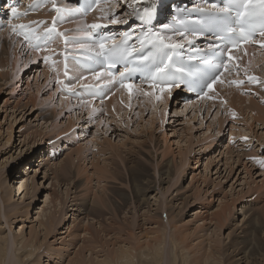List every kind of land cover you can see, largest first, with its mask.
<instances>
[{"label": "rangeland", "instance_id": "1", "mask_svg": "<svg viewBox=\"0 0 264 264\" xmlns=\"http://www.w3.org/2000/svg\"><path fill=\"white\" fill-rule=\"evenodd\" d=\"M112 1L96 2L107 6L101 18L104 14L116 17L108 13L114 9ZM33 2L18 17L10 13L20 1L0 8L5 20L0 23V50L5 49L0 56V75H7L0 76V193L8 191L10 198L5 217L0 210V236L13 235L19 241L22 237L26 251L31 242L39 246L30 264L90 263L96 257H113V252L123 247H128L137 264L139 257V264H150L146 253L156 239L167 247L163 248L166 261L162 264H214L213 259L220 264H264V189L260 188L264 186V166L251 159L261 158L264 150V51L246 64L239 62V71L235 67L228 72L219 89L211 91L212 99L203 101L201 94H190L180 87L166 106L155 93L157 106L150 108L139 104L143 95L139 92L129 105L131 109L122 103L123 111L111 114L105 105L109 95L101 99L86 93L84 98L66 92L60 99L64 89L56 81L67 79L60 55L65 61L71 45L64 42L63 46V38L53 35L39 49L35 48L36 39L30 46L23 32L35 37L41 30L42 37L47 17L29 18L28 14L48 7L52 19L57 18V32L64 33V39L74 46L89 42L90 37L76 24L65 27L70 21L52 10L51 0H37L32 7ZM3 4L7 5L1 1L0 7ZM56 4L67 15L77 9L65 8L60 0ZM92 11L83 12L80 20ZM22 17L27 20L19 22L17 28L27 27L23 32L14 31L12 26ZM50 50L56 56L49 55ZM45 56L50 59L45 61ZM249 76L256 80L250 81ZM72 80L76 85L77 79ZM233 80L243 83L232 84ZM152 130L155 148L149 146ZM41 156L47 167L38 163ZM131 166L141 171L134 181L129 174ZM26 178V183L33 180L35 186L25 193L18 186ZM42 207L56 211L50 228L40 225L45 220L38 217ZM222 210L225 219L218 223L215 213ZM253 211L257 230L245 222ZM98 226L104 231L95 235ZM243 250L248 255L241 262L238 257L245 254Z\"/></svg>", "mask_w": 264, "mask_h": 264}, {"label": "snow or ice", "instance_id": "2", "mask_svg": "<svg viewBox=\"0 0 264 264\" xmlns=\"http://www.w3.org/2000/svg\"><path fill=\"white\" fill-rule=\"evenodd\" d=\"M136 4H140L141 0H132ZM53 10L57 13L62 11L57 7L56 0H51ZM31 7V6H30ZM123 7V5H122ZM170 7L168 0H151V3L144 7L133 8L136 13V18L141 22L150 21L159 14L163 9ZM217 16L209 22H200L201 28L199 30L192 29L190 36L186 35L183 31L176 32L181 39L187 41V46L195 48L197 37L205 36L211 33L214 39L208 43L207 50L198 49L197 51L202 54L199 56L193 55L188 57V62H185L182 56H177L173 59L174 52L178 48L185 47L184 44L179 42L173 43L172 36H165L160 32H143L140 36L135 37V41L128 44L132 39L131 33H126L124 39L119 45L115 44L113 37H101L98 41L99 52L96 57L89 56L88 59L93 60L94 63L99 64V70H93L91 75L94 80H101L102 76L106 74L110 77L107 84H80V90L87 92L93 96H99L101 99L106 95L105 88L111 91L114 88H123L128 90L131 95L133 91V83L130 81L133 73H140L143 80L149 83V87L158 89L163 92L165 88L171 91L172 88H180L181 86L187 87L189 91L198 92L203 98L212 99L213 97L208 94L213 90V86L217 83H224L222 79L225 72H231L232 67H237L236 61L238 57L234 52L242 46V44L250 43L252 37L257 32L261 37H264V0H224L223 6L217 8L213 5ZM79 11V9H76ZM195 12H200V8L194 9ZM13 17H18L19 13L15 7L12 8ZM27 15V12L24 13ZM118 15V14H114ZM111 24L119 23L115 18H109ZM27 26L13 25L14 31L23 32ZM91 29H103L107 25L93 23L88 26ZM169 25H163L165 31L169 29ZM45 39H51L53 35L63 37L64 33H58L55 23L52 27H46ZM24 39L31 46L32 35L29 32H23ZM37 40L41 37H35ZM113 41L111 48L107 47L108 41ZM65 42L68 43L65 37ZM260 46L264 47V41L260 42ZM83 47V45H81ZM36 49L40 45H35ZM50 57L45 56L44 60L47 61ZM68 56L65 54L64 76L68 77ZM196 63L193 64L192 62ZM77 64L82 62L77 60ZM123 64V71H119L117 65ZM115 69V71H114ZM118 72V75H117ZM80 77L79 79H84ZM250 81H255L256 77L249 76ZM57 84H61L63 89L71 95H76V85L69 79L68 83L63 80H57ZM232 84H242L243 81L231 82ZM150 93H145L149 95ZM159 99V97H157ZM235 118V113L232 114ZM247 140V137H244ZM261 166H264V150L261 152V158L252 157Z\"/></svg>", "mask_w": 264, "mask_h": 264}, {"label": "bare ground", "instance_id": "3", "mask_svg": "<svg viewBox=\"0 0 264 264\" xmlns=\"http://www.w3.org/2000/svg\"><path fill=\"white\" fill-rule=\"evenodd\" d=\"M11 2L12 1H15V0H10ZM20 1L18 7L16 8L18 13H21L27 9H29V6L32 2V0H27L26 2L25 1H21V0H18ZM39 1H42L44 2L45 0H39ZM47 1V0H46ZM58 2V0H56ZM63 2L65 8H71V7H74L75 6H78L77 4V0H60ZM98 1V0H97ZM112 1V0H111ZM36 2L37 0H35V2H33L32 4V7H34L36 5ZM114 4H112V6L114 5V9L110 12H108V9H107V12L110 14V17L112 16H115L114 14H118L116 15L115 19L119 21V23L117 24H111L110 21H107L108 18H107V15L104 14V16L101 18L99 15L101 13L102 10L106 11V7L107 6H103L104 4L100 5V4H96V6L93 8V11L88 14L86 17H83L82 20L81 17L83 16V11L80 10L78 7L77 9H79V11H76V9L74 10H70V14L67 15V14H64L62 12L58 13V15H61L64 19L66 20H69L70 22H68L67 26L65 27H69L71 25H75L76 26H79V28L84 31L85 33H87V35L90 37V41L89 42H82V43H79L78 46H74L73 45V42H71L70 40H68V43L65 42V39H64V36L62 37L63 39H61V42H63V46H65L64 42L66 43V45H71L70 47H68V52L67 54H69L70 56H84V55H81V53H90L89 51L87 50H92L93 53H98L99 52V48H98V44L97 43H94L92 42V39H94V37H96L97 33L98 32H108L109 35H115L116 37H114V42H117V41H120L121 38H122V35L124 32H126L128 29H132V30H137L139 28V26L137 25H134L133 23V20H134V17L131 18V12H132V9L133 8H137V7H144V6H147L148 4L151 3V0H141L140 4H136L134 2H132V0H113L112 1ZM204 0H168V3L171 4V8H166V9H163L159 12L158 15H156L153 19H151L150 21H147V22H151L148 26V29L150 32H153L152 29H151V25H152V28H155V32H160L162 34H164L165 36H172L173 39L172 41L173 42H179L181 44H184L185 47L181 48V49H184V50H196V49H203V50H207V45L209 42H211L214 37L211 36V35H206L204 36V40H202L203 38H201L200 36L197 37V43L195 45V48L193 47H190V46H187V41L186 40H183L181 39V37L179 35L176 34V32H174V30L172 29L175 25H178L179 21H175V18L173 17V14H172V9L174 6H186L188 9H192L194 10V8L192 7H195V6H198L200 4H203ZM111 3V2H110ZM123 5V7H122ZM52 7V6H51ZM105 7V8H104ZM219 7H222V5H220ZM217 7V8H219ZM0 8H6L5 7V4H3V6H1ZM9 8V7H8ZM52 10H53V7H52ZM122 10V13H118L117 11H121ZM167 10V11H166ZM102 11V12H104ZM7 12V11H6ZM169 14V18L173 21V23H175V25H170L168 24L167 22L169 21V18H166L165 17V14ZM4 14V11L0 10V15H3ZM133 14L135 15L136 13L133 12ZM10 15H12V13H10ZM28 15H30L29 18L33 17V16H39V17H47V19L45 20V22L43 23V27L46 28V27H51L53 25V23H55V25H58L56 24L57 22V18L55 20L52 19V16H53V13L49 14V8H43V9H39V11H37L36 13H32L30 12ZM157 18V19H156ZM42 19V18H41ZM27 19L24 17H22L18 22L14 23L16 26L17 24H19V22H25ZM158 20V21H157ZM163 20V21H161ZM5 20H3L0 16V23H4ZM157 22V23H156ZM93 23H96V24H99V23H102V25H107V27L103 28V29H90L88 26L93 24ZM25 24V23H24ZM169 25V29L167 31H165V29L163 28V25ZM13 25V24H11ZM8 30V29H7ZM182 30L183 32H185L186 35H189L190 36V33L187 32L186 30L184 29H180ZM9 31V30H8ZM28 31V30H27ZM75 32L77 33L78 35H81V34H84L83 32ZM41 30H39V32L37 33L36 36H39L41 34ZM74 33V34H75ZM119 34L117 36V34ZM137 32L133 33V36L136 35ZM71 35V34H70ZM121 35V36H120ZM35 36V37H36ZM33 35H32V39H31V43L33 44L34 41H35V38ZM46 37V33L44 34V42L47 41L48 39H45ZM92 37V38H91ZM42 39V40H43ZM261 41H264V38L261 37V36H257L253 42H250V43H246L244 45H242L240 47V49L236 50L234 52V55L236 57H238V60L236 61V64H238L239 62L243 63V64H246L248 61H251L252 59H254V57L258 56L260 52L263 53L264 51V47H258L259 45L257 44L258 42H261ZM1 42V41H0ZM59 42V41H57ZM56 42V43H57ZM113 41H108L107 43V47L112 43ZM4 44V43H3ZM2 44V45H3ZM1 45V43H0ZM81 45H83V47H81ZM5 46V45H4ZM16 46V45H15ZM53 46V45H52ZM1 48V46H0ZM4 48V47H3ZM12 48V47H11ZM22 48V47H21ZM80 48H84V49H81L79 50ZM5 50V49H4ZM4 50H0V56H2V51ZM22 50V49H21ZM32 50V49H31ZM10 51V50H9ZM21 53V52H20ZM65 53V52H64ZM261 53V54H262ZM5 55V54H4ZM9 55V54H8ZM49 55H52L53 56H56V53L52 50L49 51ZM261 57V56H260ZM60 65H64L65 64V61L63 60V55L61 54L60 55ZM264 59V56H262V61ZM7 61V60H6ZM1 62H2V59H1ZM15 62H17L15 60ZM14 63V61H13ZM52 63H55V62H52ZM92 63L94 65V67L88 69L86 66L84 65H77L72 59H67V64H68V76L67 79L65 78L64 79V82L65 83H68L69 82V79H71V82H73L72 79H77V83H76V86L78 87L77 89V94L80 95L81 97H87L86 96V93L87 92H82L79 88H80V84L82 83H87V84H97V85H101V84H107L109 83L110 81V77L107 76L106 74V71H105V74L102 76L101 80L97 81V80H94L92 75H91V72L93 70H99L100 69V66H98L96 63L93 62L92 60ZM3 64V63H2ZM258 64V63H257ZM12 65V63H11ZM8 66V65H7ZM262 66V65H261ZM4 67V65H3ZM229 67H231V69L233 70V68L235 67H232V65L230 64ZM5 68V67H4ZM12 68V67H11ZM39 70V69H38ZM40 71V70H39ZM59 71H61V69H59ZM65 71V69H64ZM63 72V70H62ZM1 74V73H0ZM7 74V73H5ZM38 74V73H37ZM228 74V72H225L222 79H225L226 75ZM4 74H2L3 76ZM9 75V74H8ZM47 75V74H46ZM82 75H86L85 76V79L83 80H79V78L82 76ZM118 75V73H117ZM1 76V75H0ZM1 76V77H2ZM7 75L3 76V77H6ZM60 78H62L63 76H59ZM37 78V77H36ZM245 78V77H244ZM2 83V82H1ZM131 83H133V91L131 93V95L129 94L128 90L126 89H123V88H114L112 89L111 91H109V89L105 88V93L106 95H109L108 97V100L105 102V105H106V112L108 113H111V114H118L120 113L121 111H123L121 108V104L122 103H126L128 105V108H130V104L133 102V100L135 99V97L139 94V92L143 93V95L141 96V102H139L140 105H142V102L145 103L146 105L150 106L151 107H156L157 106V96L159 95L160 97V102L162 103V105L166 106L167 103H168V100H169V97L171 96L172 93H174V90H176L177 88H172L171 91H168V90H164L163 92H160L158 89L157 90H154V88H143V83L140 82V81H131ZM60 85V84H59ZM249 85V84H248ZM251 85V84H250ZM219 86H220V83H217L216 85L213 86V90L211 91H217L219 89ZM249 87V86H248ZM57 89L59 88V86L57 85L56 87ZM246 89H249L246 87ZM229 90V89H228ZM51 91V89H50ZM211 91L208 92V94L211 96V94H213V92L211 93ZM222 91V90H221ZM256 91V90H254ZM259 91V90H258ZM261 91V90H260ZM150 93L149 95H145V93ZM65 93L66 91L65 90H60V99L63 98L65 96ZM155 93H158V95L156 96ZM223 93V92H222ZM191 94V93H190ZM218 94L220 95V93L218 92ZM250 94V93H249ZM51 94H49L50 96ZM182 96L184 97H188V95H185L184 93L182 94ZM225 96V95H224ZM114 97L116 100H114ZM119 97V100L117 99ZM33 98V97H32ZM30 96L29 100H33ZM227 98V96H226ZM28 99V98H27ZM59 99V101H60ZM67 99V98H65ZM137 99H140V98H137ZM251 99V98H250ZM96 100H99V98ZM203 101L206 100V98H203L202 99ZM28 101V100H27ZM69 101V100H67ZM209 101V100H207ZM212 102H215V99L212 100ZM239 102V101H238ZM61 103H64L61 101ZM66 103V102H65ZM64 103V104H65ZM62 104V105H64ZM69 104V102H67V105ZM136 104V103H135ZM62 105H60V107H62ZM66 105V107H67ZM70 105V104H69ZM68 105V106H69ZM74 106V105H73ZM78 107V106H76ZM82 107V106H81ZM141 107V106H140ZM73 108V107H72ZM79 108V107H78ZM127 108V109H128ZM149 108V107H148ZM159 108V107H158ZM185 108V106H184ZM66 109V108H65ZM84 109V108H83ZM90 109V108H89ZM131 109V108H130ZM133 109V108H132ZM143 110V109H142ZM129 111V110H128ZM165 108H164V111L165 112ZM218 111V110H217ZM89 112V111H88ZM132 112V110H131ZM155 112V111H154ZM159 112H162L159 111ZM162 112V113H163ZM175 112V111H174ZM183 113V112H182ZM218 113V112H216ZM152 113H150L149 115H151ZM160 114V113H159ZM165 114V113H164ZM163 114V115H164ZM180 114V113H179ZM148 115V116H149ZM156 116V114H154ZM162 115V114H161ZM174 115V114H173ZM216 115V114H215ZM74 116V115H73ZM87 116V115H86ZM152 116V115H151ZM194 116V115H193ZM138 117V116H137ZM252 117V115H251ZM75 118V117H74ZM142 118V117H141ZM150 118V117H149ZM154 118V117H153ZM162 118V116H161ZM69 119V118H68ZM109 119V118H108ZM195 119V118H194ZM253 119V118H252ZM142 120V119H141ZM164 121V120H163ZM162 121V122H163ZM235 121V120H234ZM69 122V121H68ZM156 123V122H155ZM164 123V122H163ZM69 124V123H68ZM212 124V123H211ZM222 124V123H221ZM71 125V124H69ZM147 125H150V124H147ZM158 126V125H157ZM261 126V125H260ZM139 127H142V126H139ZM143 127H145V125H143ZM147 127V126H146ZM75 128V127H74ZM149 129V126L147 127ZM156 128V126H155ZM158 128V127H157ZM66 129V128H65ZM68 129H70L68 127ZM147 129V130H148ZM156 130V129H155ZM221 130V129H220ZM144 132V130H142ZM141 131V132H142ZM158 131V130H157ZM65 133V131H63ZM153 133V130L152 132L149 133V136H148V139H149V146L151 147L152 144L155 148L156 146V143L154 140H152V134ZM156 133V132H155ZM70 135V134H69ZM139 136V135H138ZM145 136V135H144ZM141 137V135H140ZM139 138V137H138ZM144 138V137H143ZM147 138V137H146ZM156 138H159V137H156ZM162 138V136L160 137V139ZM158 139V141L160 140ZM145 140V138H144ZM163 140V139H162ZM134 141V140H133ZM137 141V140H136ZM141 141V140H139ZM139 143V142H138ZM142 143V142H141ZM159 146V145H158ZM243 149V148H242ZM243 153V152H242ZM253 152L251 153H246V155H250L252 154ZM255 154V153H254ZM253 154V156H254ZM243 155V154H242ZM244 156V155H243ZM260 156V155H259ZM247 157V156H246ZM248 158V157H247ZM250 158V157H249ZM258 158V157H257ZM38 163L42 162L41 165L45 166L47 165V161L44 162V159L42 158H39L38 159ZM34 165V164H33ZM157 165V164H156ZM162 165H165V164H162ZM36 166H39L38 164ZM42 166V167H43ZM167 166V164H166ZM47 167V166H45ZM62 168V167H61ZM159 168V167H158ZM168 167H166L167 169ZM130 169L129 170V174L131 175L132 177V180L134 181V177L135 179L138 178V176L140 175H137L139 172H141L138 168L134 167L132 168H128ZM27 170H31V167H27ZM39 170V169H38ZM64 172L67 171L65 168H63ZM62 170V171H63ZM158 170V169H157ZM169 170V169H168ZM159 172V171H158ZM164 172V171H163ZM166 172L168 173L169 171L166 170ZM24 173V172H22ZM143 173V172H142ZM155 173V171H154ZM160 173V172H159ZM27 174V173H26ZM56 174V173H55ZM164 173H162L163 175ZM59 175V174H58ZM134 175V176H133ZM161 175V174H160ZM159 175V176H160ZM167 175L166 173L164 174V176ZM260 175V174H259ZM258 175V176H259ZM60 176V175H59ZM153 176H155V174H153ZM264 177V175H263ZM159 178V177H158ZM156 180V179H155ZM159 180V179H158ZM264 180V179H262ZM27 181V178L21 183L20 186H18V190H20L21 188H23L22 192L25 190V193L27 192V189L33 186H35V184L33 185V180H31L30 182L32 184H28L26 183ZM263 182V181H262ZM260 183V182H259ZM157 184V183H156ZM264 184V183H263ZM33 185V186H32ZM133 186V185H132ZM154 186V185H153ZM156 186V185H155ZM262 186V184H261ZM260 188L263 190L264 186H262ZM257 187H259L257 185ZM145 188V187H144ZM142 188V189H144ZM251 188V187H250ZM258 188V189H260ZM131 189V188H130ZM136 189V188H135ZM160 189V188H159ZM248 189V188H247ZM147 190V189H145ZM261 191V190H260ZM3 193H0V196H1V201H0V210L2 209L3 210V216L5 217V211H6V215H7V212H8V206H6V204H8V201L10 200L9 196H8V191H2ZM263 192V191H262ZM261 192V193H262ZM24 193V195H25ZM261 195V194H260ZM262 196V195H261ZM51 199V197H50ZM50 201V200H49ZM264 204V203H263ZM51 205V204H50ZM6 206V208L4 207ZM143 206V205H142ZM148 206V205H147ZM243 206V205H242ZM259 207V206H258ZM257 207V208H258ZM5 208V209H4ZM223 211V210H222ZM246 211V210H245ZM244 211V212H245ZM56 212V211H55ZM55 212L52 210H46V208L42 207L39 214H38V217H40L42 219L45 218L44 222L43 221H40V225L41 226H49V228L52 226L53 222H54V215H55ZM217 212V211H216ZM215 213V212H214ZM219 213V212H217ZM215 213L216 217H217V221L218 223L219 222H222L225 218L224 216L226 215V212L223 213L220 212V214H217ZM247 214V213H246ZM245 214V215H246ZM249 214V213H248ZM254 214H256V211H253L252 213H250V217L247 218V220H245L246 222V225H249L251 224V226L253 225L254 226V229L253 230H257L258 228V223L257 221H255L257 218H254ZM220 215L222 217H220ZM224 215V216H223ZM218 218H220L218 220ZM224 218V219H223ZM94 219V218H93ZM222 220V221H221ZM93 222V221H92ZM109 222V221H108ZM101 222H98V224H100ZM217 223V222H216ZM109 225V224H108ZM217 225V224H216ZM261 225V224H260ZM161 226V225H160ZM245 226V225H244ZM101 226H98V229L96 228L95 229V235H97L98 232L100 231H104V228L102 227L100 229ZM218 227V225H217ZM249 227V226H248ZM261 227V226H260ZM87 228V227H85ZM171 228V227H170ZM251 228V227H250ZM88 229V228H87ZM87 229H85V232L88 231ZM94 230V229H93ZM260 230V229H259ZM164 233V231H162ZM252 232V231H251ZM254 232V231H253ZM257 232V231H256ZM88 233V232H87ZM101 233V232H100ZM93 234V235H94ZM165 234V233H164ZM99 235V234H98ZM107 235V234H105ZM94 237V236H93ZM165 237V236H164ZM96 238H98V236H96ZM161 238V237H160ZM159 236H158V239H160ZM22 240H17L15 237L10 236L9 235V238H7L6 235L4 236H0V264H30L32 262V260L34 261L35 260V257H37L38 253L36 252V250L38 249L39 246H35L33 245V242H31L30 244V248L26 251V247L27 246H24L22 247V244H23V238L21 237ZM163 239V238H162ZM167 239V238H166ZM163 242V241H162ZM162 242L158 241L156 239V244L154 245L153 249H148L147 250V255L149 256V262L150 264H162L163 262V258H165V256L163 257V248L165 244H162ZM232 242V241H231ZM238 245V244H237ZM230 246V245H229ZM166 247V246H165ZM167 248V247H166ZM164 248V249H166ZM236 248V247H235ZM238 248V247H237ZM173 249V248H172ZM239 249V248H238ZM249 249V247L247 248ZM232 250V249H231ZM234 250V249H233ZM39 251V250H38ZM166 250H164L165 252ZM236 251V250H235ZM246 251V250H245ZM245 251L243 250V252L245 253ZM248 251V250H247ZM37 253V254H35ZM253 253V252H252ZM169 254V253H168ZM243 255V254H242ZM245 255H248L247 253H245L243 256H240L238 257V259L243 262L244 260L246 261L247 259L244 257ZM222 256H220L221 258ZM248 258V256H246ZM250 257V256H249ZM216 258H219V257H216ZM237 258V257H236ZM252 258V257H251ZM136 259V258H135ZM140 261H137L138 264L140 262H142V258L139 257ZM222 259V258H221ZM224 259V258H223ZM215 260L214 264H220L219 261H216L217 259H213ZM219 260V259H218ZM237 260V259H236ZM166 260H164L165 262ZM221 261H224V260H221ZM226 261V260H225ZM224 261V262H225ZM239 261V262H240ZM252 261V259H251ZM82 262V261H81ZM171 262V261H170ZM228 262V261H227ZM235 262V261H234ZM80 263V262H79ZM146 263V262H145ZM230 263V261H229ZM245 263V262H244ZM80 264H137L135 261H134V256L131 254L130 250L127 248H120V249H116L115 252H113V257H109V258H106V259H102V258H98L96 257L95 260L93 262L90 261V263H80ZM247 264V262H246Z\"/></svg>", "mask_w": 264, "mask_h": 264}]
</instances>
